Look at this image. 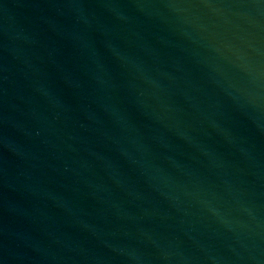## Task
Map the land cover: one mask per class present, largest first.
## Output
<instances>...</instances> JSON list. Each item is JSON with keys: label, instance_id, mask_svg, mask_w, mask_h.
Here are the masks:
<instances>
[{"label": "water", "instance_id": "1", "mask_svg": "<svg viewBox=\"0 0 264 264\" xmlns=\"http://www.w3.org/2000/svg\"><path fill=\"white\" fill-rule=\"evenodd\" d=\"M0 264H264V0H0Z\"/></svg>", "mask_w": 264, "mask_h": 264}]
</instances>
